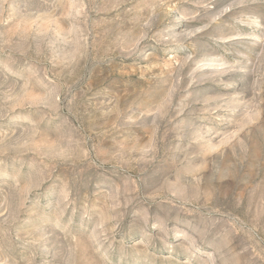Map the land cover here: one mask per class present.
I'll list each match as a JSON object with an SVG mask.
<instances>
[{
    "label": "rangeland",
    "instance_id": "rangeland-1",
    "mask_svg": "<svg viewBox=\"0 0 264 264\" xmlns=\"http://www.w3.org/2000/svg\"><path fill=\"white\" fill-rule=\"evenodd\" d=\"M0 264H264V0H0Z\"/></svg>",
    "mask_w": 264,
    "mask_h": 264
}]
</instances>
